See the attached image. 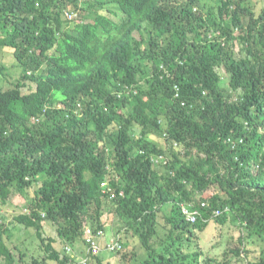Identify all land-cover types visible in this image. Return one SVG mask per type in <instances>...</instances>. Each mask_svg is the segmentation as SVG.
<instances>
[{
    "label": "trees",
    "instance_id": "trees-1",
    "mask_svg": "<svg viewBox=\"0 0 264 264\" xmlns=\"http://www.w3.org/2000/svg\"><path fill=\"white\" fill-rule=\"evenodd\" d=\"M0 50L20 72L4 89L0 57V264H71L66 246L86 248L85 227L104 229L107 212L139 238L140 264H199L183 241L212 220L236 224L240 246L205 264L246 258L245 239L264 238V4L0 0ZM20 196L25 207L3 214ZM181 203L199 208L195 223ZM19 225L42 257L10 245Z\"/></svg>",
    "mask_w": 264,
    "mask_h": 264
},
{
    "label": "rangeland",
    "instance_id": "rangeland-1",
    "mask_svg": "<svg viewBox=\"0 0 264 264\" xmlns=\"http://www.w3.org/2000/svg\"><path fill=\"white\" fill-rule=\"evenodd\" d=\"M201 1L206 2L207 0H201ZM251 1L257 8H260L264 4V0H251ZM210 4H213V3L210 1ZM197 8H199L198 9L199 11L205 12V8H200L199 6ZM137 37H139V35H137ZM237 51H239V48H237ZM4 54L7 57V62L5 63L8 68L10 67V69H12L11 70L12 74L6 71V75L8 76L7 78L9 80L8 81L3 80L1 85L4 89H8L12 87L13 84H15L17 79L20 77V72L18 69H16L13 66L14 58L12 57L10 52L8 51L6 52V50L2 52L0 50V57L3 56ZM0 76L2 77L1 74ZM34 87L35 86H33V88ZM26 90H27V87L23 88V91H26ZM154 139L157 142L162 141L161 136L155 135ZM32 191L33 190H31L30 194H28L29 195L28 197H32L31 195ZM209 191L212 193H215V192H220L221 189L217 185V186H214L213 188L211 187ZM25 203H26L25 198L23 196L16 197L13 200V204L16 206V210L13 211V209L6 207V208H3L2 213L3 214L4 213L7 214V212L8 214L11 212L16 213L18 212V210H22L25 207ZM107 213H106L107 217L106 215L104 216L106 217L105 221H106L107 226L104 228L106 232V237L103 239V244L106 243L108 240L112 239L113 236L115 235L114 233H117L119 231L121 238H123V245H124L123 251L126 252L128 256H131V259L133 258V260L132 261L124 260L121 257L120 253L118 254V253L110 252L106 249H103L101 253L99 254V256L103 259V263L104 264H140L141 261L137 262V260L142 255V248H141L139 238L133 236V234L130 232H129V235L127 236L124 231V225H123L122 220L114 213L113 214L109 212ZM163 217L164 215L160 213L159 221L161 224H163V222L166 223V220ZM167 227L168 226H165L164 227L165 229H164L162 226H160L159 230H160L161 235H164ZM10 233L12 236L10 245L12 247L15 245L20 246L16 248L19 252H20V249L22 250L27 249V251L31 254L33 253L38 254V252L41 251L40 256L42 257V255H44V252H42V248H41L42 246L41 240L37 237L33 229H27L23 225H19L16 228L11 229ZM44 236L54 237L56 239L55 247L59 250H62L63 247L66 245V242L59 240L57 226L54 223H48L46 225V228L44 230ZM240 236H241V232L236 224L229 222L226 225H222L216 222L215 220H212L205 230L199 232L198 241H195L192 244H187L186 241H183V242H184L186 254L190 255L192 260L194 259V257L191 256L193 255L192 253L202 252V254H204L202 257L201 256L198 257V259L194 261V263L205 264L204 262L205 261L204 259L206 258L205 256H215L216 255V256H219V258H221L224 252L229 251L230 249L238 248L240 246V241H239ZM246 236L247 235H245V237ZM245 243H246L245 245L247 249L249 250V253L246 256V258L257 259L262 253H264V238L262 239L259 236L253 235L252 237H250V240L247 237L245 239ZM83 246L84 245L82 244H78L76 247H73V246L72 247L74 248V250H76V252L87 251V248H84ZM27 247H29V249ZM135 252H137V255L135 254ZM232 257H233L232 264H238L240 260L242 259L246 260L244 256H241V258L234 257V256Z\"/></svg>",
    "mask_w": 264,
    "mask_h": 264
},
{
    "label": "built area",
    "instance_id": "built-area-1",
    "mask_svg": "<svg viewBox=\"0 0 264 264\" xmlns=\"http://www.w3.org/2000/svg\"><path fill=\"white\" fill-rule=\"evenodd\" d=\"M68 16L72 19L74 13H68ZM219 34V32H218ZM110 189L103 191L106 193ZM120 195H123V192H120ZM116 193H113L112 197H115ZM203 206H207L206 203H202ZM181 211L185 220L191 223H195L198 220V217L201 215L199 208H193L191 205L181 203ZM228 210V208L226 209ZM224 212V210L217 209L214 211L215 216H219ZM106 237V233L103 229H95L93 227H85V238H86V248L87 251L85 254H77L74 252V249L71 246H66L67 252H72V256H75L71 264H86L89 255H99L103 249H106L110 252L117 253L123 249V243L121 241L120 235L113 236L108 242L103 244V239Z\"/></svg>",
    "mask_w": 264,
    "mask_h": 264
},
{
    "label": "clouds",
    "instance_id": "clouds-1",
    "mask_svg": "<svg viewBox=\"0 0 264 264\" xmlns=\"http://www.w3.org/2000/svg\"><path fill=\"white\" fill-rule=\"evenodd\" d=\"M211 36H212V34H211ZM180 205H181V204H180ZM187 205H189V204H187ZM181 212H182V211H181ZM103 230H104V229H103ZM104 231H105V230H104ZM105 233H106V232H105ZM114 234H115L114 236H116V235H120V233H118V232H117V233H114ZM120 237H121V235H120ZM108 241H109V240H108ZM108 241H107V242H108ZM121 241H122V243H123L122 238H121ZM123 249H124V245H123Z\"/></svg>",
    "mask_w": 264,
    "mask_h": 264
}]
</instances>
